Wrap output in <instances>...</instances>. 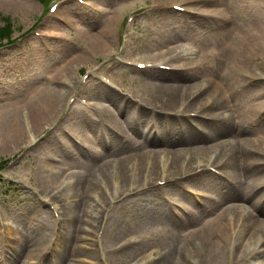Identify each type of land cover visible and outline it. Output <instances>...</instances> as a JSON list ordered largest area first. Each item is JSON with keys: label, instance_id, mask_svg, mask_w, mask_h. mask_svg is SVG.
I'll use <instances>...</instances> for the list:
<instances>
[{"label": "rangeland", "instance_id": "374dc122", "mask_svg": "<svg viewBox=\"0 0 264 264\" xmlns=\"http://www.w3.org/2000/svg\"><path fill=\"white\" fill-rule=\"evenodd\" d=\"M49 3L57 9L51 11L42 0H0V26L5 17L12 21L11 38L0 40V219L5 222L0 226V264L5 252H12L3 236L21 227L19 218L33 225L42 219L49 222L50 242L40 252L49 247L48 264H58L59 257L60 264H154L155 257L169 255L171 249L180 258L176 248L181 239H175L170 248L164 244L170 235L177 237L185 226L200 225L227 205L244 203V174L248 176L244 148L250 156L249 171L264 166V80L244 82V70L238 66L244 60V32L264 20V0ZM176 3H185L186 9L179 12L169 7ZM91 34L107 39V48L98 51ZM230 41L233 48L225 52ZM82 55L88 62L78 60ZM124 60L135 62L127 67ZM139 62L154 66L140 68ZM111 63L112 69L106 72L118 79L121 88L107 86L100 77ZM162 64L169 67L160 68ZM235 67L242 71L234 76ZM222 74L227 80L220 78ZM158 85L174 89L178 101L170 104L159 99L165 100L166 93L154 90ZM112 93L119 94L117 105L100 98ZM54 96L60 99L58 110L35 129L36 107L42 112L44 102ZM141 96L149 103H139ZM259 101L263 102L256 107ZM101 104L113 113L128 114L131 122L137 116L138 126L144 122L145 117H139L146 116L144 112L154 123L160 118L162 123L151 131L152 138H162L160 155L155 150L142 153L141 139L126 128L110 127L116 135L102 131L103 123L97 118L105 117ZM90 114L94 119L86 118ZM82 116L96 124L99 144H82L86 143ZM18 128L22 141L16 142L13 130ZM246 134L252 142L244 140ZM122 158L129 185L122 181ZM156 162L159 166L154 171ZM50 163L57 164L54 182L46 172ZM100 164L108 169L97 173L90 191L75 186L76 175L91 171L93 179ZM202 166H213L224 175L226 198L221 197L223 190L220 194L206 184L217 173L191 174ZM176 177L184 181V188L206 195L200 200L205 207L221 199L216 209H207L210 216L182 221L183 208L197 209V195L186 193L193 199H184L185 190L177 185L161 188L156 184ZM145 187L150 188L134 193ZM167 195L181 206L175 209L181 218L163 204ZM161 210L172 215L181 229L167 226L160 219ZM106 218L104 224L101 219ZM103 224L101 241L96 234ZM60 233L64 240L70 235L73 240L59 251L53 244ZM226 259V264H235Z\"/></svg>", "mask_w": 264, "mask_h": 264}, {"label": "bare ground", "instance_id": "6f19581e", "mask_svg": "<svg viewBox=\"0 0 264 264\" xmlns=\"http://www.w3.org/2000/svg\"><path fill=\"white\" fill-rule=\"evenodd\" d=\"M179 4V3H178ZM183 9L186 7L183 4H179ZM175 6V5H174ZM168 13L173 11H166ZM58 25V24H57ZM59 26V25H58ZM106 35V34H105ZM111 31H107V37L110 38ZM105 37V36H104ZM90 38H93L92 41L93 45L98 51H102L103 48H107L106 41L107 39L101 37L99 34H91ZM233 48L232 41L228 42L226 48H224L225 52H229ZM108 50V49H107ZM180 57V56H178ZM180 59V58H179ZM78 60L83 63L88 61L86 56L82 55L79 56ZM238 66L244 70V82L252 83L255 81L264 80V20L258 26L246 30L244 32V60ZM242 70L238 68H234L231 72L232 75L235 76V73H240ZM230 71V70H229ZM237 76V75H236ZM104 78L106 80L116 81V77L111 73L104 74ZM220 78H223L224 81L227 80L225 75H220ZM257 84H262L257 82ZM157 88L154 89L157 92L166 93L165 100L167 103L174 104L178 101V94L174 89L164 88V86L158 85ZM113 92V91H112ZM131 92V91H130ZM117 96L119 94L112 93L110 95L105 94V96H100L101 99L110 102L114 105H117L118 99ZM177 96V99H176ZM142 97V96H141ZM142 101L149 103L143 97L139 103ZM263 102V101H262ZM254 104L256 107L261 106V103ZM60 106V99L57 97L48 98L43 105V111L40 112V106L36 107V110L33 113V127L36 129L38 128L43 121L46 119L47 116H52ZM123 107V105H119ZM153 107H158L156 104L152 103ZM97 107V106H96ZM101 111L105 115L98 116V120L100 123H103L102 131H109L110 127L114 126L117 127V130L125 129L129 132H132L133 136L139 137L142 141V153L144 152H151L156 151L157 155H160V144L162 143V138L159 139L158 137L152 138V127L160 125V118H157V113L154 114L157 118V123L152 121L150 118V114L144 112L146 116L140 115L139 117H145L144 122L141 126L136 125V117H133V121L131 122L128 117V114H116L111 112L107 109L104 104H101L99 107ZM128 108V107H127ZM139 112V111H138ZM137 112V113H138ZM96 115L95 113H93ZM93 114L86 116L88 119H94ZM116 114V115H112ZM153 116V115H152ZM138 117V118H139ZM84 116L80 117V122L82 124L83 133L82 140L86 138V143L83 142L82 144L87 146V143H93V146L97 143L99 144V140L96 137V124H91ZM248 123L247 116L245 117ZM183 119V118H182ZM107 121L109 123L103 122ZM136 120V121H135ZM185 120V119H183ZM145 123V125H144ZM159 123V124H158ZM162 123V122H161ZM216 125H213V128ZM16 130V142L22 141V132L21 130ZM112 132L116 135V131L111 128ZM12 131V133H13ZM214 132H217V129H214ZM122 135V134H121ZM123 136V135H122ZM244 140L250 142V137L246 134ZM253 139H251V142ZM245 142V141H244ZM246 143V142H245ZM255 143H258L255 141ZM93 146L89 147L93 150ZM98 150V149H97ZM96 152V151H95ZM191 153L192 159H195L194 153ZM88 158V156H86ZM53 158H51L52 161ZM123 159V161H122ZM121 163H123V183L129 185L127 180L129 174L127 176V172L125 171L126 159L122 158ZM91 164V163H90ZM230 163L228 167L230 168L232 165ZM49 165V164H48ZM54 165V166H53ZM50 169L46 172L48 173L47 176H52L54 182L56 179L55 177L58 172L57 164L50 163ZM158 163L156 162L154 165L153 170L156 171L158 169ZM251 166L250 156L247 153L246 148H244V169H247L248 173L246 176L244 174V193H243V201L244 203H235L234 205H227L223 207L221 210L214 211V214L210 216L208 212V208L212 209L217 206L221 199H216V201H211L208 207L205 206H197V209L185 211V218L183 219L184 222L190 223L188 221H199L200 219L206 218L205 216L209 214V218L203 221L200 225L191 227V228H183L181 234H177L176 236L170 235L171 238L165 240V245L169 248L172 246V243L175 239H181L180 243L177 244V255H173L172 249L170 250L169 255L165 254L163 257H155L154 264H226V257H228L232 262L235 264H264V166L258 167L252 171H249ZM236 168V167H235ZM108 167L106 164H100L97 168L93 171V179L92 172L87 171L86 176L84 175L85 170L82 171V175H76L77 180L75 182L76 187L84 188L86 187V191H90L93 188L94 179L97 173H102L103 171H107ZM52 172V174H50ZM68 173V172H67ZM70 174V173H69ZM212 179L209 178L206 182L212 189L220 192L222 194V190H225L226 183L222 177H217L211 175ZM70 178V177H67ZM55 179V180H54ZM194 179H198L194 178ZM179 186V185H177ZM240 188V187H239ZM241 189V188H240ZM127 190V189H126ZM130 190V189H128ZM223 190V194L221 197H225V193ZM242 190V189H241ZM115 190H113L114 192ZM181 193V192H180ZM184 199H193L190 196H187L186 193L182 192L181 195ZM54 204V203H53ZM167 206L166 202L163 203ZM57 206V205H56ZM244 206V210H239ZM170 207V206H169ZM216 209V207H215ZM167 210V207H166ZM162 211V210H161ZM44 216V215H43ZM160 216L163 221L169 223L167 226L176 227V223L178 221H174L172 215H169L166 211H162ZM104 218V216L102 217ZM20 221V228H11L9 231L6 232L4 237V243L9 247L11 246L12 252L10 253L7 250L4 254L2 259V264H48L47 255L49 254L48 259L50 260V249L47 247L46 252L40 253L42 251L41 247L46 243L50 242V229H49V222L47 220L42 219L39 223L36 222L35 225L31 224L29 220L26 218H19ZM47 222V223H46ZM5 224L3 220L0 219V226ZM165 228V227H164ZM177 228V227H176ZM178 230L181 228H177ZM47 230V231H45ZM166 231H170V228ZM68 236V235H67ZM73 240L72 235L70 238L67 237L65 240L62 237V233L56 239V242L53 244L54 249L59 250L63 248L66 244H70ZM230 246V247H229ZM67 247V246H66ZM8 252V255H6ZM48 252V254H46ZM46 254V256H45ZM73 255V250L70 251V256ZM228 259V260H229ZM61 260L59 257V263Z\"/></svg>", "mask_w": 264, "mask_h": 264}, {"label": "trees", "instance_id": "16d2710c", "mask_svg": "<svg viewBox=\"0 0 264 264\" xmlns=\"http://www.w3.org/2000/svg\"><path fill=\"white\" fill-rule=\"evenodd\" d=\"M12 35V21L9 17L4 18V25L0 26V40L10 39Z\"/></svg>", "mask_w": 264, "mask_h": 264}]
</instances>
